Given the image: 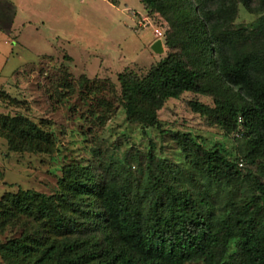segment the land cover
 <instances>
[{"label":"trees","instance_id":"1","mask_svg":"<svg viewBox=\"0 0 264 264\" xmlns=\"http://www.w3.org/2000/svg\"><path fill=\"white\" fill-rule=\"evenodd\" d=\"M139 1L167 22L166 45L179 46L181 54H168L142 78L129 72L118 77L127 121L159 127L157 113L168 100L184 93L212 96L214 108L191 101V111L212 117L227 135L241 127L247 148L240 162L264 169V17L251 30L230 27L239 5L261 11L251 9L252 0ZM184 52L199 56L194 68ZM0 137L10 151L21 152L34 138L50 140L28 120L8 115H0ZM172 137L207 181L198 200L164 179L167 166L152 152V187L138 199L113 177L67 167L58 195L19 188L0 200V233L19 230L0 244L2 264H264V185L255 182L249 202L215 209L209 188L236 186L246 168L226 159L219 144L206 150L189 133Z\"/></svg>","mask_w":264,"mask_h":264},{"label":"rangeland","instance_id":"2","mask_svg":"<svg viewBox=\"0 0 264 264\" xmlns=\"http://www.w3.org/2000/svg\"><path fill=\"white\" fill-rule=\"evenodd\" d=\"M262 6L264 0L251 1V9L261 11L258 16L239 5L230 27L253 29L264 17ZM21 20L13 37L0 38V115L28 120L50 140L34 138L21 152L10 151L0 137V200L19 188L58 195L67 167L89 168L100 179L113 177L138 199L152 187L149 152L164 161L162 173L170 185L198 200L207 181L182 154L174 133L191 134L206 150L219 144L226 159L246 168L236 186L209 188L215 209L230 201L249 202L255 182L264 185L261 163L240 162L247 148L242 128L227 135L212 117L191 111V101L214 108L212 96L184 93L168 100L157 113L159 127L127 121L118 77L129 72L142 78L168 54H181L179 46L166 45L167 22L145 12L139 0H29ZM157 40L163 46L160 55L150 49ZM182 57L194 68L199 56L184 52ZM18 235V229L0 233V244Z\"/></svg>","mask_w":264,"mask_h":264},{"label":"crops","instance_id":"3","mask_svg":"<svg viewBox=\"0 0 264 264\" xmlns=\"http://www.w3.org/2000/svg\"><path fill=\"white\" fill-rule=\"evenodd\" d=\"M29 0H0V38L13 37L16 30L21 29L24 21L21 16L24 15V8ZM33 3L42 2V0H32ZM83 3V0H79ZM17 22V25H16ZM16 26V27H15Z\"/></svg>","mask_w":264,"mask_h":264},{"label":"water","instance_id":"4","mask_svg":"<svg viewBox=\"0 0 264 264\" xmlns=\"http://www.w3.org/2000/svg\"><path fill=\"white\" fill-rule=\"evenodd\" d=\"M151 51L155 54H162L163 53V46H162V42L160 40L155 41L151 47H150Z\"/></svg>","mask_w":264,"mask_h":264},{"label":"built area","instance_id":"5","mask_svg":"<svg viewBox=\"0 0 264 264\" xmlns=\"http://www.w3.org/2000/svg\"><path fill=\"white\" fill-rule=\"evenodd\" d=\"M239 168H243V164L242 163H239Z\"/></svg>","mask_w":264,"mask_h":264}]
</instances>
